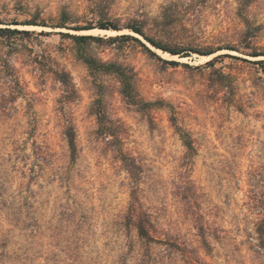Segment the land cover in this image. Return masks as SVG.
<instances>
[{
  "label": "rangeland",
  "instance_id": "1",
  "mask_svg": "<svg viewBox=\"0 0 264 264\" xmlns=\"http://www.w3.org/2000/svg\"><path fill=\"white\" fill-rule=\"evenodd\" d=\"M0 22L30 31L0 37V264H141L129 217H149L157 239L179 246L153 245V264H264V0H0ZM102 22H138L190 56L128 29L75 30ZM122 35L192 68L111 41ZM226 54L248 62L206 66ZM84 56L133 70L135 104Z\"/></svg>",
  "mask_w": 264,
  "mask_h": 264
},
{
  "label": "trees",
  "instance_id": "2",
  "mask_svg": "<svg viewBox=\"0 0 264 264\" xmlns=\"http://www.w3.org/2000/svg\"><path fill=\"white\" fill-rule=\"evenodd\" d=\"M1 24L2 23L0 22V25ZM24 24H26V25H38V23H35V21H29L28 23H24ZM16 25H18V23ZM58 27L65 28L66 23H59ZM95 28H99L101 30H115V31H121L123 29H128V30L144 37L156 49L162 50L163 52H166V53H170L173 56H180L182 58L190 56L189 54L184 53V51H182V49L173 48V47L164 45L160 41H157L155 38L149 37L146 34L144 27L141 24H139L138 22H132L126 26H119L118 24H116L114 22H106V23L102 22L99 25H97L96 27L91 26V27H84V28H76L75 30H77V31L93 30ZM6 33L29 35L30 31H20L17 29L13 30L10 28H0V37L5 36ZM61 35L64 37H69V38L73 39L78 45H80L82 47L90 46L95 42L104 41V39L102 37H97V36H93V35H72L70 33H61ZM117 39L132 40V41L138 42L142 47L145 48V50L149 54H151L152 56H155L156 58L161 60L165 65L183 66V67H187V68H192L189 64L180 63L178 61H170V60L162 59L159 55H157V53L152 51L145 43H143V41H141V39L134 37L132 35L118 36L115 38H111V41H115ZM229 49L234 50V51L237 50L234 47H230ZM216 52L217 51L213 50V51H210L207 53H200V54L210 56ZM249 56L259 57L261 55H259L257 53H251V54H249ZM222 57H233L235 59H241L240 57H234L232 55L226 54V55L219 56L216 59L208 62L206 64V66H214L215 63ZM84 60L90 66V68L93 70L101 71L105 74L115 75L121 83L122 95L130 103L132 102V104L133 103L135 104L136 98L138 95H137V91H136V87H135V78L136 77H135L133 70H131L127 67H123L122 65H119L116 63L99 62L95 58H91L88 56H84ZM241 60L248 62L247 59H241ZM259 63H264V61H259ZM196 68L201 69L202 67L198 66ZM63 76L66 77L67 74L65 73ZM222 76L225 77L224 75H222ZM62 83L65 87L69 86V81L66 78L62 79ZM102 133L106 134L108 136H114V130L112 129V127L103 126L102 127ZM65 135L67 138L69 149L71 151L72 160L74 161L77 158V153H78L77 137H76L77 135H76L75 127L74 126L67 127ZM184 140H185L184 142H185L186 146L188 147V149L194 150L192 140L188 139V138L185 139V137H184ZM129 173L132 175L134 174L132 171H129ZM133 210L135 212H139V208L137 207V205L134 207ZM126 226L129 228V230L132 229V227H134V229L137 231L139 239L142 241L144 248L142 251L143 259L141 260V264L156 263V259L153 258V254H152L153 245H159V244L164 245L165 244V245H170V247H172V248H176V249L179 248V246L176 245V243H174V242L172 243L171 241H161L153 235V223L149 217H129L128 222L126 223ZM199 236L201 237V241H202V245L204 246V249L207 252H211L213 247H212L211 242L209 241V236L207 235V233L205 231V226H203V225L200 226ZM260 243H261L260 250L262 252L264 250V233H263V231H260Z\"/></svg>",
  "mask_w": 264,
  "mask_h": 264
},
{
  "label": "bare ground",
  "instance_id": "3",
  "mask_svg": "<svg viewBox=\"0 0 264 264\" xmlns=\"http://www.w3.org/2000/svg\"><path fill=\"white\" fill-rule=\"evenodd\" d=\"M97 31H98V30H97ZM100 31H101V32H106V31H104V30H100ZM100 31H99V32H100ZM108 33H109V32H108ZM211 57H212V56H211ZM201 59H203V60L206 59V60H207V59H211V58H210V57H201Z\"/></svg>",
  "mask_w": 264,
  "mask_h": 264
}]
</instances>
